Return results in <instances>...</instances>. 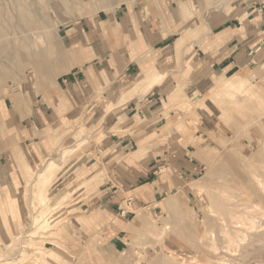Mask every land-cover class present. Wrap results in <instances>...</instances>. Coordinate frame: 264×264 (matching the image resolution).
<instances>
[{
	"label": "crops",
	"instance_id": "obj_1",
	"mask_svg": "<svg viewBox=\"0 0 264 264\" xmlns=\"http://www.w3.org/2000/svg\"><path fill=\"white\" fill-rule=\"evenodd\" d=\"M197 10L194 0H153L75 20L61 36L69 49L62 73L29 88L25 107L1 99L0 241L5 221L23 218L21 169L45 164L67 130L87 134L88 146L53 159L62 223L43 239L76 264H120L145 218L189 192L213 89L264 67V0Z\"/></svg>",
	"mask_w": 264,
	"mask_h": 264
},
{
	"label": "rangeland",
	"instance_id": "obj_2",
	"mask_svg": "<svg viewBox=\"0 0 264 264\" xmlns=\"http://www.w3.org/2000/svg\"><path fill=\"white\" fill-rule=\"evenodd\" d=\"M0 1L2 4L5 3L6 6L2 5V7L4 6L5 12H8L6 16L0 15V25L4 27L9 24L4 28L12 34L4 39L0 38L2 45L7 44V47L0 44V64L2 63L0 73L6 75L0 80V101L13 95L17 97L20 105L25 107L29 88L34 89L35 84L50 82L52 78L62 73L69 49L61 36L67 26L75 20L89 19L98 14L108 15L119 8L132 9L145 6L153 0H105L106 3H102L101 0L94 2L67 0L66 7H60L56 0H48L47 4L45 0H41L35 6L39 18L35 14L34 19L39 24L42 22L43 25H40L39 31L27 32L28 34L21 26L19 27L17 12L12 2ZM194 1L198 7L196 17H200L205 12L210 14L225 12L237 0ZM49 6L53 8L54 13L48 14ZM8 20H11L10 23ZM24 49H27V52ZM36 49L38 53L39 50L44 53L38 54ZM21 52H24V55ZM4 58L7 59L3 60ZM3 67L5 69H2ZM24 68L29 69L27 71ZM241 80L243 85L240 87L221 89L226 80L213 89L209 103L213 112L208 119L210 127L208 126L209 128L204 132L205 141L202 139L205 150L198 157L201 168L197 178L187 187L189 192L184 191L168 197L163 202L164 205H158V213L145 218L147 221L141 227L139 234L129 240L127 252L121 257L120 264H264V67L255 68ZM15 87L18 89L14 91ZM20 127L19 124L18 128ZM82 135L69 130L64 131L51 142L52 146L57 148L45 164L39 159L41 163L37 165L35 172L27 165L21 169L23 182L18 200L23 218L12 227H9V223L5 221L7 234L5 233V238L0 241V264H33L32 262L76 264V258L70 257V253L65 254L66 249H61L63 246L48 243L49 241L43 239L45 234L53 233L56 236L55 233L59 231V225L62 223L61 218L51 220L46 227H40L42 220L38 221L37 233L34 235L30 234L29 229L35 232L30 221L37 214L46 215L50 209H53L51 212L53 215L60 214L62 202L58 200L57 195L55 196L59 186L52 188L56 183L53 179L59 169L53 159H59L61 154L62 160L65 161L66 158L75 156L86 148L89 138L84 134L81 140ZM5 137L7 136H3L6 141L9 137ZM1 143L0 137V145ZM2 151L3 149L0 148V152ZM16 187L19 185L17 184ZM219 195L224 198L229 209L234 211V216L225 215L221 220L222 218L217 214V205L213 202ZM0 208L5 218L4 209L2 206ZM139 218L143 220L141 215ZM15 237L17 238L15 246L7 249V243L12 242Z\"/></svg>",
	"mask_w": 264,
	"mask_h": 264
},
{
	"label": "bare ground",
	"instance_id": "obj_3",
	"mask_svg": "<svg viewBox=\"0 0 264 264\" xmlns=\"http://www.w3.org/2000/svg\"><path fill=\"white\" fill-rule=\"evenodd\" d=\"M41 0H10V2H12V4H13V8L15 9V11L17 12L16 14V19L17 20H19V21H17V22H19V27L21 26L23 29H24V31H25V33H27V32H32V31H35V30H38L39 31V29H40V25H43V23L41 24H39V22L37 21V20H35L34 19V15L37 13L36 12V9H35V6H36V4L38 3V2H40ZM50 1H52V0H50ZM55 1V0H54ZM57 1V3H58V5L61 7H66L67 6V0H56ZM94 2V0H91V2ZM102 1V3H106V1L105 0H101ZM98 2V1H97ZM7 3V2H6ZM45 3L47 4L48 3V0H45ZM50 3V2H49ZM41 4V3H40ZM2 5H5V3L4 4H2V2L0 1V15H5L6 16V12H5V10H4V6L2 7ZM31 5H33V9H31ZM6 6V5H5ZM10 6V5H9ZM41 6V5H40ZM11 7V6H10ZM118 7V6H117ZM42 7H40V9H41ZM5 9L7 10V7H5ZM14 9H12V11L14 10ZM104 10V9H103ZM12 11H11V13H12ZM14 11V12H15ZM46 12H47V10H46ZM8 13V12H7ZM10 13V14H11ZM49 13H54L53 12V8L52 7H48V14ZM13 14V13H12ZM11 14V15H12ZM38 14H39V12H38ZM63 14H65V13H63ZM14 15H15V13H14ZM37 15V14H36ZM66 16V15H65ZM36 17H38V15L36 16ZM39 18V17H38ZM1 19V18H0ZM46 19H48V18H46ZM51 19V18H50ZM4 20V19H3ZM12 20V19H11ZM10 20V21H11ZM42 20V19H41ZM2 21V20H1ZM9 21V20H8ZM10 21H9V23H10ZM13 21V20H12ZM16 20H14V22H15ZM7 22V21H6ZM16 22V23H17ZM50 22H52V21H50ZM50 22H49V24H50ZM8 23V22H7ZM12 23V22H11ZM44 24H46V23H44ZM7 25V24H6ZM47 25V24H46ZM45 25V26H46ZM7 26H9V24L7 25ZM7 26H4V27H7ZM11 26V25H10ZM16 26H17V24H16ZM57 26V25H56ZM4 27H2L1 25H0V38H3L4 39V37H6L7 35H10L11 33V31L10 32H8V30L7 29H5ZM13 27V26H12ZM48 27V26H47ZM46 28V27H45ZM9 29H10V27H9ZM14 29V28H13ZM15 29H17V27H15ZM22 29V30H23ZM47 29V28H46ZM56 29V28H55ZM11 30V29H10ZM24 31H22V32H24ZM12 32H13V30H12ZM15 32V31H14ZM21 32V33H22ZM43 32V31H42ZM20 33V34H21ZM25 33H24V35H25ZM20 34H18V36L20 35ZM28 34V33H27ZM33 34V33H32ZM35 34H37V33H35ZM34 34V35H35ZM39 34V33H38ZM40 34H41V32H40ZM12 35V34H11ZM16 35V34H15ZM23 35V34H22ZM21 35V36H22ZM34 35H32L33 37H34ZM41 35H43V33L41 34ZM44 35H46V33H44ZM25 36H27V35H25ZM36 36V35H35ZM8 37V36H7ZM9 37H11V36H9ZM32 37V38H33ZM49 37V36H48ZM21 38V37H20ZM23 38V37H22ZM30 38H31V36H30ZM35 38H37V37H35ZM47 38V37H46ZM8 39V38H7ZM9 39H11V38H9ZM25 39V38H24ZM27 39V38H26ZM29 39V38H28ZM34 39V38H33ZM43 39H45L44 37H43ZM49 39V38H48ZM47 39V40H48ZM17 40H20V39H18L17 38ZM22 40V39H21ZM36 40V39H35ZM7 41V40H6ZM14 41V40H13ZM15 41H16V38H15ZM34 41V40H33ZM1 42H2V40H1ZM27 42V41H26ZM28 42H30V41H28ZM47 42V41H46ZM50 42V41H49ZM3 43V42H2ZM13 43V42H12ZM16 43V42H15ZM17 43H22V42H17ZM25 43V42H24ZM1 44V43H0ZM10 44H11V42H10ZM23 44V43H22ZM26 44V43H25ZM31 44H33V42L31 43ZM2 45V44H1ZM7 44H4L3 43V47H5ZM15 45V44H14ZM10 46V45H9ZM12 46H13V44H12ZM19 46V45H18ZM24 46V45H23ZM31 46V45H30ZM37 46V45H36ZM35 46V47H36ZM48 46V45H47ZM7 47V46H6ZM14 47V46H13ZM20 47V46H19ZM24 47H26V45L24 46ZM9 48H11V47H9ZM18 48V47H17ZM27 48H28V46H27ZM34 48V47H33ZM50 48V47H49ZM20 49H22V48H20ZM30 49H32V48H30ZM1 50V49H0ZM17 50H19V48L17 49ZM25 51L27 50V49H24ZM37 50V49H36ZM52 50V49H51ZM54 50V49H53ZM4 51V50H3ZM7 51V50H6ZM45 51V50H44ZM55 51V50H54ZM13 52V51H12ZM16 52V51H15ZM27 52V51H26ZM26 52H25V56L27 55L26 54ZM43 51L42 50H39V53H38V50H37V53L38 54H40V53H42ZM19 53V52H18ZM31 53V52H30ZM34 53V52H33ZM44 53V52H43ZM46 53V52H45ZM20 54V53H19ZM21 54L22 55H24V52H21ZM53 54V53H52ZM22 55H21V57H22ZM28 55H29V53H28ZM48 54H46V56H47ZM51 56V55H50ZM16 57V56H15ZM31 57V56H30ZM23 58V57H22ZM25 58V57H24ZM27 58V57H26ZM48 59H49V56L47 57ZM46 58V59H47ZM5 59H7V58H4L3 60H5ZM18 59V58H17ZM28 59V58H27ZM45 59V58H44ZM19 60H20V56H19ZM35 60V59H34ZM28 61V60H27ZM32 61V60H31ZM39 61V60H38ZM50 61V60H49ZM6 62H8V61H6ZM6 62H4V64H6ZM9 62H10V60H9ZM22 62V61H21ZM15 63H17V61L15 62ZM22 63H25L26 64V62H22ZM11 64V63H10ZM32 64H33V62H32ZM0 65H2V63L0 64ZM8 66H9V63L7 64ZM17 66V65H16ZM2 67V66H1ZM28 67V66H27ZM8 68V67H7ZM6 68V69H7ZM2 69H5L4 67L2 68ZM9 69V68H8ZM7 69V70H8ZM25 70H27V69H29V68H24ZM23 69V70H24ZM6 70V71H7ZM13 70V69H12ZM17 70V69H16ZM25 70H24V72H25ZM2 71V70H1ZM19 71V70H18ZM28 71V70H27ZM29 71H31V70H29ZM10 73V72H9ZM36 73H38V72H36ZM19 74H20V72H19ZM28 75V74H27ZM35 76V75H34ZM3 77H6V75H4L3 73H0V80L3 78ZM38 77H39V75H38ZM38 77H36V79L38 78ZM231 77H233V76H231ZM26 78V77H25ZM23 79V78H22ZM25 80V79H24ZM243 80H241V78L239 77V76H235V77H233V78H230V79H227V82L223 85V86H221V89H231V88H234V87H240V86H242L243 85V82H242ZM10 82V81H9ZM19 82V81H18ZM23 83V82H22ZM27 83V82H26ZM13 84V83H12ZM17 85V84H16ZM13 86H14V84H13ZM13 86H12V88H13ZM15 89H18V87L16 88H14V91H15ZM20 92V91H19ZM15 93V92H14ZM18 94V93H17ZM20 94V93H19ZM13 95H11V97H12ZM17 100V99H16ZM18 102V101H17ZM14 103V102H13ZM14 109H15V107H14ZM214 198V197H213ZM213 202H215L216 203V205H217V214L222 218L221 220H223V218H224V216L226 215V217L227 216H234L235 214H233V212L234 211H232V209H229V207L226 205V203H225V200H224V198L222 197V196H218L217 198H216V200L215 201H213ZM52 210L53 209H50V211L49 212H47L46 213V215L45 214H37V215H35L33 218H32V221H30L31 222V227L33 228V226H34V231L35 232H33L31 229H29L30 230V234L32 235H34V234H36L37 232H36V225H37V223H38V221H40V220H42L40 223H42L41 224V226L40 227H46L47 225H49L48 224V222H50L51 220H55V219H58V218H60V216L59 215H56V214H52L51 212H52ZM54 212V211H53ZM7 214V213H6ZM225 217V218H226ZM28 223H29V220H28ZM224 223V222H223ZM26 229V228H25ZM24 229V230H25ZM28 229V228H27ZM166 229V228H165ZM21 230H23V229H21ZM23 230V231H24ZM162 231V230H161ZM13 232V231H12ZM22 233V232H21ZM27 233V232H26ZM167 233V232H166ZM28 234H29V232H28ZM205 234V233H204ZM31 235L29 236V237H31ZM158 235V234H157ZM13 236H15V235H13ZM19 236V235H18ZM27 236V235H26ZM34 237V236H33ZM23 238H25V237H23ZM159 238V237H158ZM29 239V238H28ZM24 240V239H23ZM29 241H31L32 242V240H29ZM35 241V240H34ZM33 241V242H34ZM203 241V240H202ZM17 242V238L15 237L14 239H12V242H8L7 243V245H6V248L8 249H12L14 246H15V243ZM21 242V241H20ZM24 242V241H23ZM23 242H21V243H23ZM37 242V241H36ZM19 244V242L17 243V245ZM21 246V245H20ZM25 247V246H24ZM21 249V248H20ZM15 250H17V249H15ZM22 251H24V250H22ZM6 252V251H5ZM17 252V251H16ZM12 253V252H11ZM2 254H3V251H2ZM16 254V253H15ZM20 254H22L21 252H20ZM24 254V253H23ZM1 255V254H0ZM8 255H10V254H8ZM3 256H5L4 254H3ZM2 256V258H4ZM21 256V258L23 257L22 255H20ZM10 257V256H9ZM16 257V256H15ZM14 257V258H15ZM17 258V257H16ZM20 258V259H21ZM24 258V257H23ZM10 259V258H9ZM19 259V260H20ZM21 260H24V259H21ZM11 261V260H10ZM1 262V261H0ZM2 262H3V259H2ZM6 262H7V260H6ZM15 262V261H14ZM40 262H41V260H40ZM33 264H36V263H34V262H32Z\"/></svg>",
	"mask_w": 264,
	"mask_h": 264
}]
</instances>
